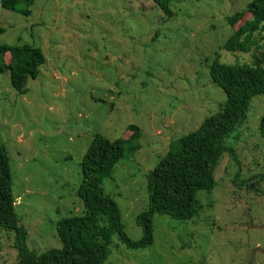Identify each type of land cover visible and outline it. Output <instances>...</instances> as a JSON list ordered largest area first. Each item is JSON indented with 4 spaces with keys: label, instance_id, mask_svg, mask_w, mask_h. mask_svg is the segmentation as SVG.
<instances>
[{
    "label": "rangeland",
    "instance_id": "374dc122",
    "mask_svg": "<svg viewBox=\"0 0 264 264\" xmlns=\"http://www.w3.org/2000/svg\"><path fill=\"white\" fill-rule=\"evenodd\" d=\"M249 0H170V17L151 0L20 1L0 8V44L38 47L44 62L25 92L0 73V145L26 246L59 248L55 223L80 216V160L93 134L127 138L140 129L99 187L119 211L124 233L140 238L135 216L147 209L146 178L170 141L198 127L225 100L208 69L250 62L226 51L224 16ZM27 8L28 15L20 11ZM152 34H156L152 38ZM264 93L248 103L242 124L224 140L214 185L198 190L188 220L153 214V241L130 250L117 237L102 264H264V137L258 133ZM13 234L0 229V264H14Z\"/></svg>",
    "mask_w": 264,
    "mask_h": 264
},
{
    "label": "trees",
    "instance_id": "16d2710c",
    "mask_svg": "<svg viewBox=\"0 0 264 264\" xmlns=\"http://www.w3.org/2000/svg\"><path fill=\"white\" fill-rule=\"evenodd\" d=\"M20 1L29 5L33 0H0V8L15 11ZM166 17L172 12L170 0H151ZM29 14L27 8L20 11ZM242 10L224 16L230 34L221 47L226 51L250 52V62L224 63L215 53L208 74L213 84L225 94L216 112L205 116L198 127L170 141L167 150L149 171L145 189L147 209L135 216L141 236L131 240L120 222L115 202L99 187L102 178L111 177L114 164L125 149L136 150L133 144L140 129L128 124L127 138L109 140L95 133L79 163L80 182L76 195L81 202L80 216L60 218L55 223L59 248L36 253L26 246V231L18 224L11 194L8 157L0 145V229L12 232L15 249L14 264H102L110 253L112 238L130 250L143 249L153 241L152 215H167L176 220L191 219L200 209L195 198L198 190L214 185L213 169L223 152L229 151L224 140L246 117L249 100L264 93V0H249ZM3 29L0 27V33ZM156 34H152V38ZM44 56L38 47L29 44H0V73L7 71L10 86L24 93L26 80L35 78ZM258 133L264 137V114L259 118Z\"/></svg>",
    "mask_w": 264,
    "mask_h": 264
}]
</instances>
